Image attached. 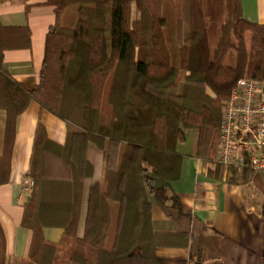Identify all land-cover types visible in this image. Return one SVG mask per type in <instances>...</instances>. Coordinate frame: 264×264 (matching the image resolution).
<instances>
[{
    "label": "trees",
    "instance_id": "trees-1",
    "mask_svg": "<svg viewBox=\"0 0 264 264\" xmlns=\"http://www.w3.org/2000/svg\"><path fill=\"white\" fill-rule=\"evenodd\" d=\"M46 2L55 18L32 89L3 62L4 51L29 45V28L0 23L8 156L0 184L16 119L30 101L63 120L67 133L60 144L37 123L20 223L32 232L29 253L7 256L0 228V264H163L157 248L185 247L187 238L153 228L147 193L163 202L166 187L154 188L146 173L178 179L188 129L197 133L195 154L223 165L216 159L222 102L240 77L264 84V23L243 18L239 0ZM89 151H101L100 162ZM63 165L70 171L59 175ZM44 227L63 230L58 243L43 237ZM201 258L190 251L191 262Z\"/></svg>",
    "mask_w": 264,
    "mask_h": 264
},
{
    "label": "crops",
    "instance_id": "crops-1",
    "mask_svg": "<svg viewBox=\"0 0 264 264\" xmlns=\"http://www.w3.org/2000/svg\"><path fill=\"white\" fill-rule=\"evenodd\" d=\"M239 2L243 18L264 23V0ZM54 18V6L46 0H0L2 25L29 28L26 48L3 53L7 71L26 89L39 82L45 35ZM206 92L213 96L209 88ZM38 122L53 141L63 144L66 138V123L33 100L16 119L7 180L0 184V228L7 256L26 258L29 253L32 232L20 224L26 197L21 182L29 170ZM4 130L5 113L0 109L3 162L8 158L4 154ZM196 144V131L188 129L185 140L178 145L182 154L178 179L166 183L157 175L146 173L152 178L154 188L166 187L163 202L154 193H147L153 228L183 232L187 238L185 247L157 248V256L163 264H195L189 260L193 251L195 256L202 255L200 264H264V169L253 171L217 164L214 156L213 159L197 156ZM101 154V151H89L88 158L100 162ZM57 170L70 171L62 167ZM62 232L59 227L42 229L43 237L51 243H58Z\"/></svg>",
    "mask_w": 264,
    "mask_h": 264
},
{
    "label": "built area",
    "instance_id": "built-area-1",
    "mask_svg": "<svg viewBox=\"0 0 264 264\" xmlns=\"http://www.w3.org/2000/svg\"><path fill=\"white\" fill-rule=\"evenodd\" d=\"M216 159L225 166L264 169V85L240 77L222 102ZM28 188L32 187V180ZM31 186V187H30ZM26 188V185H25Z\"/></svg>",
    "mask_w": 264,
    "mask_h": 264
},
{
    "label": "rangeland",
    "instance_id": "rangeland-1",
    "mask_svg": "<svg viewBox=\"0 0 264 264\" xmlns=\"http://www.w3.org/2000/svg\"><path fill=\"white\" fill-rule=\"evenodd\" d=\"M132 17L134 19L137 18V12H136V10L134 8L132 9ZM245 77H250V76H245ZM260 81H262V80H260ZM212 95L214 97V94L213 93H212ZM62 168H67V166L63 165ZM147 173H150V172H147ZM66 174H67V172H65V171H63V172L60 173V175H66ZM30 180H32V185H33V179H32V177H30V176H23V178H22L21 187H22L23 193L26 194V197H25L24 201L29 198V193L31 191V188H28V183L27 182H29ZM25 185H26V188H25Z\"/></svg>",
    "mask_w": 264,
    "mask_h": 264
}]
</instances>
